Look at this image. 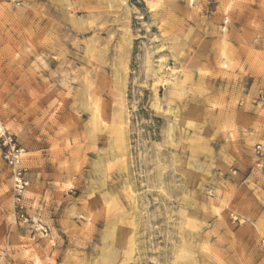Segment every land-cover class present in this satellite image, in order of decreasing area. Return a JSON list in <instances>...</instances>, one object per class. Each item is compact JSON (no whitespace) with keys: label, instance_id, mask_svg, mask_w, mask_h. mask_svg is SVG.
Returning <instances> with one entry per match:
<instances>
[{"label":"rangeland","instance_id":"rangeland-1","mask_svg":"<svg viewBox=\"0 0 264 264\" xmlns=\"http://www.w3.org/2000/svg\"><path fill=\"white\" fill-rule=\"evenodd\" d=\"M0 130V264H264V0H0Z\"/></svg>","mask_w":264,"mask_h":264},{"label":"built area","instance_id":"built-area-1","mask_svg":"<svg viewBox=\"0 0 264 264\" xmlns=\"http://www.w3.org/2000/svg\"><path fill=\"white\" fill-rule=\"evenodd\" d=\"M0 146L2 158L5 163L11 168L14 182H15V194H16V208L19 209V216L24 222L30 223V218L24 211L25 206L22 203L25 190L29 181L26 178V169L23 166V148L20 147L18 141L12 135H7L5 131L0 130ZM255 152L259 157L264 156V144L259 143L255 147ZM43 234L48 235L47 228L40 225Z\"/></svg>","mask_w":264,"mask_h":264},{"label":"bare ground","instance_id":"bare-ground-1","mask_svg":"<svg viewBox=\"0 0 264 264\" xmlns=\"http://www.w3.org/2000/svg\"><path fill=\"white\" fill-rule=\"evenodd\" d=\"M226 20H227L226 22H229V16L226 17ZM224 29H226V27H225ZM162 65H163V64H162ZM160 70H161V68H160ZM173 71H175V69H174ZM176 71H178V70H176ZM171 72H172V71H171ZM174 74H175V73H174ZM158 76H159V75H158ZM186 76H187V75H186ZM174 77H175V76H174ZM172 79H173V78H172ZM161 81H162V80H161ZM166 81H167V79H163V83H164V84L167 83ZM171 82H172V81H171ZM157 83H158V82H157ZM172 84H173L174 87H177V86H178L177 81H174V80H173ZM167 85H168V84H167ZM112 235H113V238H114V233H113V231H112L111 233H109L108 236L110 237V236H112Z\"/></svg>","mask_w":264,"mask_h":264}]
</instances>
